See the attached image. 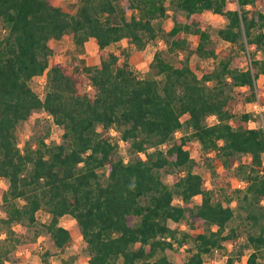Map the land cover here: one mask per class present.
<instances>
[{
  "label": "trees",
  "instance_id": "obj_1",
  "mask_svg": "<svg viewBox=\"0 0 264 264\" xmlns=\"http://www.w3.org/2000/svg\"><path fill=\"white\" fill-rule=\"evenodd\" d=\"M78 1L71 12L53 0H0V177L8 180L7 187L0 186L5 212L0 221L8 225L0 237V264H6L9 251L20 242L11 223L35 225L39 209L50 214L41 226L58 248L72 239L59 218L74 217L89 253L86 264H174L165 254L155 257L156 252L181 246L188 237L192 247L181 264H203L204 254L234 243L239 232L227 228L234 216L233 198L213 200L205 178L194 170L193 138L226 166L240 154L249 157L248 163L239 160L236 166L244 181L236 189V202L256 228L246 233L254 246L246 263L264 264L258 252L264 246V128L248 125L249 111L237 116L232 109L234 87L247 86L255 95L264 57L249 52L247 67L220 59L201 75L188 55L174 62L164 49L154 52L147 74L130 59L134 49L160 31L167 52L189 47L185 34L193 33L198 41L191 50L214 55L207 47L208 10L227 18L217 29L222 39L264 52V0H233L234 8L226 7L228 0H170L180 14L164 28L154 19L166 15V0ZM64 34L77 46L94 37L98 62L50 63V39ZM42 74L43 95L31 85ZM36 109L45 110L63 128L61 142L48 144L40 138L19 143V123ZM212 115L216 119L207 121ZM184 125L189 133L176 136ZM118 138L129 144L132 157L127 160L118 153ZM166 166L177 170L172 185L158 171ZM196 195L199 203L190 206ZM175 197L180 201L174 202ZM170 220L200 221L208 230L189 232ZM48 257V250L41 253L43 264H51ZM233 262L228 255L226 264ZM58 264L71 262L62 258Z\"/></svg>",
  "mask_w": 264,
  "mask_h": 264
},
{
  "label": "rangeland",
  "instance_id": "obj_2",
  "mask_svg": "<svg viewBox=\"0 0 264 264\" xmlns=\"http://www.w3.org/2000/svg\"><path fill=\"white\" fill-rule=\"evenodd\" d=\"M53 3L65 7L71 12H74L79 4L78 0H53ZM167 13L165 16L154 19V24L159 27L171 25L173 16L175 14H180L171 3L170 0H166ZM237 4L233 0H228L226 3L227 8H234ZM129 15V12H127ZM204 20L209 27L211 37L207 47L214 50V55L210 56H200L196 52L192 51L191 46L198 41V36L193 33L185 34L189 41V47L184 49H178L176 53L167 52L165 50V34L164 31H160L159 35L149 41L143 48L134 49L130 56V59L136 69L147 74L150 62L153 59L154 52L157 49H164V54L169 59L174 62H178L183 59L186 55L189 57V62L198 73H201L206 69L213 68L220 59H229L230 65L237 67H247L250 66V53L256 54L257 57H264V52L261 50H256L252 45L245 42V47L241 46V43H231L227 40L222 39L218 33L217 29L221 25L225 24L227 18L224 14L214 13L210 10L204 12ZM245 41V39H243ZM125 40L119 41L120 44L125 43ZM52 52L49 56L50 63L62 62L65 64H96L99 60V53L97 50L96 40L94 38H89L83 45L77 46L74 44L72 38L69 34H64L60 38H52L49 42ZM111 48L115 47L110 45ZM85 79V85L86 84ZM31 85L35 90H37L41 95L44 93L45 89V75H36L31 80ZM255 95H252V91L247 86H236L234 87L233 93H235V98L232 102V109L237 116L243 111H250L252 107V101L264 97V72H259L258 77L255 79ZM248 97H252V100H248ZM262 102V101H260ZM264 103V102H262ZM215 116H209L207 121H214ZM259 123V124H258ZM257 125L264 128V115L261 119L256 122ZM190 128L183 126L178 129L175 133L179 136L182 133H189ZM63 128L56 124L51 115H49L43 109H36L32 115L19 123L18 126V140L19 143L24 141H34L38 142L40 138L48 144L58 143L63 140L62 137ZM164 148L165 145H160ZM190 153L195 158L194 170L200 172L205 178V183L207 187L212 190L213 200H225L227 197L233 198L231 200V205L234 209V216L230 219L227 224V228L233 226L236 227L239 236L235 239L234 243L226 242L223 248H214L209 253L204 254L203 264H226V258L228 255L234 257L233 264H247L246 259L249 253L254 249V246L249 244L246 239L247 232H255V226H251V222L245 218L244 209L237 205L236 202V189L241 188L244 185V181L241 178L239 171L237 170V163L239 160L244 163H248L249 157L246 154L238 155L231 165L226 166L220 157L215 154L214 151H205L200 146V143L196 139H191ZM152 147L149 148V151ZM118 153L125 160L132 157V152L130 150L129 144L123 142L119 144ZM264 169V153H263V166ZM106 169H101L102 178L105 179ZM162 179L172 185L176 175L177 170H172L170 167H162L158 169ZM0 186L7 187L8 180L5 178H0ZM18 204L23 202L22 199H16ZM179 198L175 197L174 202H179ZM200 197L196 195L190 200V206H194L199 203ZM263 202V200H262ZM4 203L0 194V217L5 216L3 210ZM37 223L35 225H28L26 223L12 222L11 228L13 229V235L20 238V242L16 243L14 248H12L6 258V264H43L41 259V253L45 250L49 251V261L51 264H58L60 259L66 258L70 260L71 264H86L89 253L85 246V241L78 229L76 221L70 214H64L59 218L61 224L69 228L72 239L71 242L64 248H58L54 246L51 242L49 234L42 228L41 223L49 221L50 214L45 209H39L36 213ZM171 225H180L181 229H185L189 232L195 231H207V225L200 221H190L181 220V222L169 221ZM192 223V224H190ZM8 230V225L3 221H0V237L6 235ZM36 230L39 232L36 234ZM192 247V239L188 237V241L173 248H165L164 250H158L155 254L159 256L161 254L167 255L174 264H181L187 254L189 249ZM241 252L239 257H236L237 252ZM259 259L264 261V246L258 249Z\"/></svg>",
  "mask_w": 264,
  "mask_h": 264
},
{
  "label": "built area",
  "instance_id": "obj_3",
  "mask_svg": "<svg viewBox=\"0 0 264 264\" xmlns=\"http://www.w3.org/2000/svg\"><path fill=\"white\" fill-rule=\"evenodd\" d=\"M251 104H252V107L249 111L250 117L248 120V125L251 127H257L259 125H257L256 122L258 121V119H261V117H263V115H264V103L260 102L259 99H255L252 101ZM110 133L112 135H117V131L114 128H110ZM175 133H176V131H175ZM123 142L124 141L121 138H118L119 144H122Z\"/></svg>",
  "mask_w": 264,
  "mask_h": 264
},
{
  "label": "crops",
  "instance_id": "obj_4",
  "mask_svg": "<svg viewBox=\"0 0 264 264\" xmlns=\"http://www.w3.org/2000/svg\"><path fill=\"white\" fill-rule=\"evenodd\" d=\"M90 38H94V37H90ZM94 40H96L95 38H94ZM122 40H124V39H122ZM124 44V43H123Z\"/></svg>",
  "mask_w": 264,
  "mask_h": 264
}]
</instances>
